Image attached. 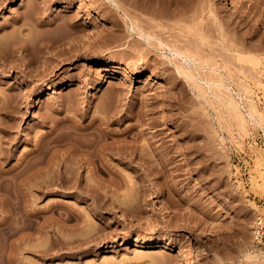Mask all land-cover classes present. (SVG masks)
<instances>
[{
	"label": "rangeland",
	"instance_id": "rangeland-1",
	"mask_svg": "<svg viewBox=\"0 0 264 264\" xmlns=\"http://www.w3.org/2000/svg\"><path fill=\"white\" fill-rule=\"evenodd\" d=\"M0 109L3 170L53 139L0 264H264V0H0Z\"/></svg>",
	"mask_w": 264,
	"mask_h": 264
},
{
	"label": "bare ground",
	"instance_id": "bare-ground-1",
	"mask_svg": "<svg viewBox=\"0 0 264 264\" xmlns=\"http://www.w3.org/2000/svg\"><path fill=\"white\" fill-rule=\"evenodd\" d=\"M21 1L22 0H15L16 3H19ZM89 20H90V18H86L85 21H89ZM0 111H2V110L0 109ZM102 122L103 121H101V120L97 121V123H96L97 125L93 127V130L95 132L93 131L94 137L91 138L92 140L90 142L86 143L84 146L82 145L83 147L79 146L80 147L79 149L81 150L82 154L80 155V157L77 160V161H80V159H83L86 156L84 161L87 160V163H89L92 166V169L94 170L95 173L103 170V167L105 166V163H104L105 161H104L103 155L108 152L107 149L109 148L106 145L105 140L108 137H110V134H109V132L105 131L104 129L99 128V126ZM2 137L0 136V161L7 157L8 149H9V148L3 146L4 143L6 142L5 141L6 139L3 140ZM50 139H52V138H50ZM50 139L48 140V139L44 138V139H40L39 142L37 141L38 143L36 144V146H34L33 150L30 153H27V155L24 157L25 158L24 160L21 159L23 161H21V163L17 167L15 166V168L13 167V168L7 169V170H3V168L0 167V210H2L3 212L6 213V215L3 218H1V220H0V238H4V239L8 240L12 236H14L18 232H20V230H27L29 228V225H30L31 219H32L31 218L32 214H31L30 210L27 208V206H28L27 202L29 200L28 197H29L32 185H33L32 184L33 182H31V181H33V175H34V171H35L32 169V168H34L33 166H35V164L33 163L32 159L29 158V155L31 153H36L38 151H39V153H42L44 151L43 149L47 146L46 144H48L51 141ZM44 145H46V146L43 147ZM123 149L126 150V148H124V147L118 148L117 154L119 153L118 154L119 157H123V156L127 155L130 159H134L135 157L138 156V155H136L134 148L130 149L129 152L127 151V153ZM82 156H84V157L82 158ZM57 164H59V162ZM38 169H40V168L38 167ZM53 170H55V169H53ZM57 170H59V169H57ZM58 173H60V175L57 174L58 175L57 178H59L60 180L58 179L59 182H57L56 184H58L59 187H62V188L67 187L68 188V186H69L68 182L70 181L69 180L70 178L68 179V177L66 178L65 176H63L62 175L63 172L61 173V171ZM55 176H56V174H55ZM34 177H36V175H34ZM76 178H75L74 185L76 183L79 184V182H78L79 179H78V177H76ZM46 186L42 185L41 187H43V189H45L44 187H46ZM46 189H49V188L46 187ZM49 190H51V189H49ZM25 233L27 234V232H25Z\"/></svg>",
	"mask_w": 264,
	"mask_h": 264
},
{
	"label": "built area",
	"instance_id": "built-area-1",
	"mask_svg": "<svg viewBox=\"0 0 264 264\" xmlns=\"http://www.w3.org/2000/svg\"><path fill=\"white\" fill-rule=\"evenodd\" d=\"M264 210V209H263ZM264 237V211L261 215L256 219L254 228H253V238L258 240Z\"/></svg>",
	"mask_w": 264,
	"mask_h": 264
}]
</instances>
